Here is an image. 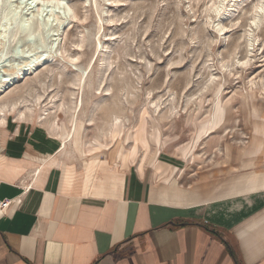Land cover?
<instances>
[{"label": "rangeland", "instance_id": "374dc122", "mask_svg": "<svg viewBox=\"0 0 264 264\" xmlns=\"http://www.w3.org/2000/svg\"><path fill=\"white\" fill-rule=\"evenodd\" d=\"M3 1L12 9L18 5L16 22L37 13L36 6L25 4L30 0ZM65 1L66 7L39 10V20L48 23L39 31L9 38L6 48L0 41V79L33 57L45 58L0 91V102L16 98L34 108L23 120L41 123L51 133L57 120L61 140L74 113L78 122L66 146L123 165L135 158L160 159L167 151L183 155L196 169L222 144L247 142V95L263 112V12L256 19L259 30L252 31L258 41L251 63L236 69L234 57L245 56L254 7L264 0H223L218 12L210 8L218 0ZM9 22L11 31L16 23ZM218 24L224 33L218 34ZM210 77L215 86H209ZM251 79L256 88L251 89ZM16 111L5 110V117L16 118Z\"/></svg>", "mask_w": 264, "mask_h": 264}, {"label": "crops", "instance_id": "0c3cea01", "mask_svg": "<svg viewBox=\"0 0 264 264\" xmlns=\"http://www.w3.org/2000/svg\"><path fill=\"white\" fill-rule=\"evenodd\" d=\"M262 102L243 104L247 142L196 169L167 151L123 165L62 150L43 124L6 116L0 264H264Z\"/></svg>", "mask_w": 264, "mask_h": 264}, {"label": "bare ground", "instance_id": "6f19581e", "mask_svg": "<svg viewBox=\"0 0 264 264\" xmlns=\"http://www.w3.org/2000/svg\"><path fill=\"white\" fill-rule=\"evenodd\" d=\"M24 1L19 2L20 3L19 7H22ZM222 1L223 0H218L217 2L213 3L210 8L213 9V11L218 12L220 10L219 9L220 6H221L220 3ZM25 4L27 6H29V5L31 6L32 4H33V6H36L35 8L37 10V13H36V15H33L31 17L23 18L20 21L18 20L16 22V20L18 19V17H17L18 14H17V10L15 8H18V5L15 8L12 9V5H10V3H8L7 1L6 2H4V1L2 2V0H0V21H1L0 22V28H1L0 29V41H1V45H2L1 47L2 48H6L5 46H6V43H7L9 38L10 39H12V38L15 39L18 34L24 32V31H26L27 34H29L31 32V30L39 31L40 28L43 25L46 26L48 24L47 21L45 22V21L39 20L40 19L39 16H38L39 15V10L43 9L42 7L46 8V7L50 6L53 9V7L56 8V7L60 6L62 8L64 6L65 7L67 6L65 0H30L29 2H27ZM27 6H26V8H27ZM226 10H227V8H226ZM12 12H14V13H12ZM259 12H261V13L263 12L264 13V2L263 3L258 2L255 5V7H254V13H253V16H252V21H251L253 23V25H254V29H251V31H249L245 35L246 36L245 41H244L245 42V48H246L245 49V52H246L245 56L242 59L237 58L236 56L234 57V68H236V69H238V68H246L251 63L250 62L252 60L251 57L254 54L253 53L254 52V46L257 45V41H258V36H255L252 31L259 30V24H258V22H256L257 21L256 19L259 17V14H260ZM10 13L13 16H10L11 15ZM34 16H36V18ZM9 20L13 21L14 23H16V25L11 29V31H10V27H9V25H10L9 24L10 23ZM19 23H22V25H20ZM224 29H225L224 25L218 24V29H217L218 30V34L224 33L223 32ZM237 47H238V45L235 46V48H237ZM96 50H97V48H96ZM2 55H3V49H2V52H0V57ZM44 59L45 58H43L42 55L33 57L23 67H21V68H19L17 70L8 72L5 75V77H2L0 79V91L1 90H5L6 88L14 85L19 80V78L23 77L24 75L30 74L31 72L35 71L36 70V65H38L40 63L41 64L45 63ZM228 74L232 75L233 74V69L229 70ZM262 80L263 79L260 78L261 83H260L259 88H261V91L264 92V81H262ZM208 81H209V86H210V84H213L214 86L217 84L215 77H210ZM256 85H257V81H255L254 79H251L250 80L251 89L256 88ZM105 90H107V89H105ZM219 91L217 90L216 92L218 93ZM105 94H108V93H105ZM248 96H249V98H248ZM247 98H248L247 99V101H248V104H247L248 107L247 108H248V111H251V107L249 106V102H252V99H251L250 95H247ZM18 102L19 101L16 98L15 99H11L10 102H0V127L5 122V113H4L5 110L16 111L15 109L17 108V106H20L22 104L24 106V109L23 110L19 109V110L16 111L17 112L16 113L17 114L16 119H20V120L25 119V117H26L25 111L29 114V116H33L34 108L32 106L24 104V102H19V104H18ZM217 102H215V103H217ZM80 103H81V101L79 102V104L76 103V105L74 106V108H75L74 112H75L76 108L78 107V105H80ZM155 106H157V105H155ZM174 111H175V109L173 108L171 113H173ZM77 112H79V111H77ZM48 113L49 112L44 113L45 116H42V115L39 116L38 117L39 121H42V119L46 118V114L48 115ZM77 117L74 115V113L70 117V120H69L70 124L67 125L65 136L63 137V139H61V142H62L61 148H62V150L66 148V144L69 143L72 140V138H73V135H74V132H75V129H76V126H77V122H78L77 121ZM114 121L116 122V119H114ZM207 125H208V128L212 127L211 117H210ZM50 127H51V130H52L53 134L55 133L56 136H60V134H61L60 133V126H59V123H58L57 120H55V121L53 120ZM0 131H1V129H0ZM237 143H243V141L240 140V141H237ZM62 150H60V151H62Z\"/></svg>", "mask_w": 264, "mask_h": 264}, {"label": "built area", "instance_id": "2783aa9c", "mask_svg": "<svg viewBox=\"0 0 264 264\" xmlns=\"http://www.w3.org/2000/svg\"><path fill=\"white\" fill-rule=\"evenodd\" d=\"M262 162L264 163V154L262 156ZM10 205V200L1 199L0 200V212H4Z\"/></svg>", "mask_w": 264, "mask_h": 264}]
</instances>
